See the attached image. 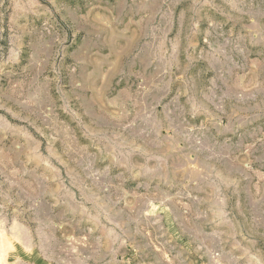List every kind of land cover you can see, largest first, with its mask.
<instances>
[{"label": "rangeland", "instance_id": "obj_1", "mask_svg": "<svg viewBox=\"0 0 264 264\" xmlns=\"http://www.w3.org/2000/svg\"><path fill=\"white\" fill-rule=\"evenodd\" d=\"M0 264H264V0H0Z\"/></svg>", "mask_w": 264, "mask_h": 264}]
</instances>
